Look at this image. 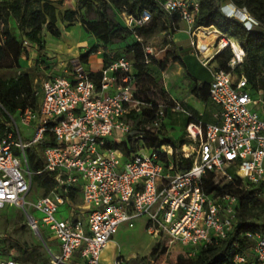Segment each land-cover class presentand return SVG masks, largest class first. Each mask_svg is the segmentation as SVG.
Instances as JSON below:
<instances>
[{
    "label": "built area",
    "instance_id": "2783aa9c",
    "mask_svg": "<svg viewBox=\"0 0 264 264\" xmlns=\"http://www.w3.org/2000/svg\"><path fill=\"white\" fill-rule=\"evenodd\" d=\"M162 8L179 13L190 31L200 29L194 27L196 0H165ZM241 17L248 30L257 25L243 10ZM149 19L147 12L140 19L126 16V27H141ZM136 40L141 42V38ZM226 43L232 54L228 64L232 71L243 62L245 53L237 42ZM192 45L197 48L196 41ZM24 46L29 44L24 41ZM144 50L153 55L150 47ZM197 53L204 55L200 60L203 67L215 56L198 49ZM109 59L111 63L99 70L97 84L84 64H77L67 77L49 76L43 82L37 109L20 113L22 124L28 125L32 119L37 122L30 143L22 141L10 117L9 131L0 134V209H21L34 234L40 231L56 243L50 264H100L102 251L120 227L132 229L138 218L146 219L148 236L163 239L165 246L184 247L188 257L227 239L236 220L238 199L231 193L206 194L202 178L210 174L219 186L237 178L251 184L264 180V87L257 80L234 78L213 69L208 98L217 108L215 122L203 123L170 98L169 109L189 118L186 143L176 150L166 144L155 149L147 146L150 137L161 130L165 113L160 106L142 128L138 127L142 134L134 137L137 150L125 159L107 145L131 135L136 127L128 115L140 113L144 104L135 97L131 62L112 55ZM46 132L54 145L45 146L41 154L44 171L53 176L55 186L47 195L29 201L33 176L25 150L39 143ZM178 157L192 160L189 170L175 171L172 160ZM72 192L78 203L71 198ZM258 197L264 203V189ZM63 205H67V217L57 215ZM244 236L252 244L249 255L235 253L234 244L228 264H264V228L247 231ZM5 238L0 235V264H41L4 257L1 243ZM114 264L125 263L116 258Z\"/></svg>",
    "mask_w": 264,
    "mask_h": 264
},
{
    "label": "trees",
    "instance_id": "16d2710c",
    "mask_svg": "<svg viewBox=\"0 0 264 264\" xmlns=\"http://www.w3.org/2000/svg\"><path fill=\"white\" fill-rule=\"evenodd\" d=\"M164 1L76 0L75 10H64L60 18L62 23H81L84 31L94 37L98 43L79 57L82 63H87L90 55L98 52L99 48L116 46L121 51L104 54L103 68L111 63L109 55H112L113 59L125 58L132 64L133 77L137 84L135 97L141 104H144V107L141 106L140 113L131 112L128 115L136 127L131 135L126 136L119 143H108L107 145L109 148L119 150L125 159H128L130 154L137 150L134 137L142 134V130L138 128L142 119L147 123L160 106L164 108L165 116L169 112V102L159 105L152 99V95H156L157 79L154 77L151 66L159 63H155L153 55H147L144 50L146 47L144 39L155 32H164V37L167 38L179 31L181 17L177 12L164 11L162 8ZM228 1L236 8L249 14L257 25L248 30L244 22L234 16L227 15L222 10L223 0H196L198 9L194 16V27H205L217 31L218 39L237 42L245 53L243 62L231 71L228 64L232 54L227 45L210 61L215 64L214 69L231 73L236 78L245 77L247 80H257L259 86L264 87V0ZM143 12H147L150 19L141 27L128 28L117 20V16L120 14L140 19ZM10 20L15 22L17 32L11 28ZM58 20L56 5L50 0L0 1V71L5 69L18 71L15 76L9 78H4L0 73L1 135L9 131L6 125L11 121L12 115L21 113L27 108L35 111L39 103L30 73L22 70L20 66V60L27 58L28 54L24 41L34 47L38 55L36 63L42 65L44 62L41 61V58L45 54L43 31L59 38L61 34L57 26ZM136 37L141 38V42H138ZM146 59L148 61L145 63ZM159 66L164 65L160 63ZM90 78L97 84L100 73H91ZM190 91L198 100L202 102L208 100V84L193 82ZM159 93L161 96L164 95L162 90ZM185 143L186 140L183 139L173 141L160 139L155 135L150 137L147 146L155 149L166 144L176 150ZM36 145L37 148L28 146L25 154L29 170L34 172L32 179L36 187L43 191V195H47L55 186V181L49 172L44 171V162L39 149L42 151L45 146L54 145L53 137L46 132L43 139ZM172 162L175 171L178 172H185L192 165L191 159L183 160L180 157L173 158ZM39 171L42 173L37 174ZM201 185L209 195L234 193L238 199L236 220L227 239L200 249L193 257L178 255L172 264H228L231 262L234 244L237 246L235 253L249 255L252 244L244 236V233L264 228V203L258 197V193L264 189V180L257 184H251L237 178L231 183L219 186L213 183L209 174L202 178ZM76 195L75 192L70 194L72 199H75ZM42 235L44 236L43 233ZM10 250L18 252L19 256L14 259L19 261L26 263L40 261L36 248L14 243L7 249L2 247L3 255H8ZM165 253L166 246L163 239H160L153 246L149 257L134 260L132 264H154ZM42 262L45 264L46 260H42Z\"/></svg>",
    "mask_w": 264,
    "mask_h": 264
},
{
    "label": "rangeland",
    "instance_id": "374dc122",
    "mask_svg": "<svg viewBox=\"0 0 264 264\" xmlns=\"http://www.w3.org/2000/svg\"><path fill=\"white\" fill-rule=\"evenodd\" d=\"M56 8L58 11V29L60 30V37L56 38L48 34L46 31L44 32V41H45V54L41 58V61L44 63L41 66L37 65L38 56L35 53L34 47H27V58L22 59L23 67L22 70L30 73L34 89L39 98L42 84L45 80L49 78V76H58L59 74H63V66L68 73L72 72L77 64H86L82 63L79 60V57L82 54H85L92 46L98 44L96 39L92 37L90 34L86 33L83 29L81 23L75 22L73 24H69L67 22L62 23L60 21L61 15L66 9L75 10L76 8V0H57L55 1ZM222 10L229 16H234L237 19H241V11L240 9L233 6L228 0H223ZM118 22L121 25L126 27V15L120 14L117 16ZM12 29L17 32L16 24L13 20L9 22ZM135 27V25H132ZM159 27V26H158ZM157 27V28H158ZM205 29V30H200ZM200 31L189 30L188 25L184 23L182 20L179 24V33L176 37L171 35V37H164V32H155L151 36L144 39L145 45L150 47L153 52V59L155 63H159L157 66L163 64L165 68L168 69V73L175 72L178 69L179 64L175 63L174 58L179 57L181 54L177 51L176 46H174L173 39L176 38V45L182 44L184 45L185 50L189 48L192 51L193 56L200 61L204 55L197 53V48L195 45H192V41H196V34L199 32V43L203 46H207V43L211 42L215 48H218L221 41H228L226 39H218L217 33L215 30L210 28L202 27ZM210 30V31H209ZM194 33V35H193ZM211 40V41H210ZM198 43V49L199 44ZM101 53L96 55L91 60L90 69L97 70V68L102 64V59L104 54H113L114 52L121 51L120 48L114 46L112 48H100ZM187 51V50H186ZM183 51V54L186 52ZM182 54V55H183ZM194 58V59H195ZM89 59V58H88ZM185 59V58H183ZM187 62L192 60V64L196 65L195 74L202 75L201 69L195 63L193 59H185ZM184 60V61H185ZM88 62V61H87ZM212 66H215L214 63H210ZM17 70L14 69H5L0 71L1 75L4 78L13 77L17 74ZM64 75V74H63ZM157 79V88L156 95H152V99L159 105L167 104L168 92L174 94L175 97L185 98L188 96L185 93L189 87H192L193 80H162ZM200 83H203L205 80H197ZM164 92V95L161 96L160 91ZM184 91V93H182ZM255 96H257V92H254ZM261 114V112H258ZM262 115V114H261ZM12 118L15 122L16 127L18 128L21 139L24 143H30L37 129V122L35 119L30 121V124L25 125L21 123V114L16 113L12 115ZM184 115L181 113H175L169 119L173 122V124L177 125V127L182 126ZM146 122L142 119L140 123V127L142 128V124ZM174 129H163L162 132H157V136L159 135L160 139H171L175 141L176 139L175 133H173ZM179 141V139H178ZM37 144V143H36ZM36 144H31L30 146L33 148H37ZM137 149V147H136ZM41 152V150L39 149ZM29 169V167H28ZM30 171V170H29ZM32 176H34V172L30 171ZM32 185V191L27 197L29 201H35L37 198L43 195V191L36 187L34 181ZM234 194V193H233ZM235 195V194H234ZM67 206L63 205L59 207V213L57 214L59 217L62 215L63 217H67ZM33 214L34 212L31 211ZM35 215V214H34ZM36 218L39 219V215L36 214ZM27 216L25 212L21 209L6 206L3 209H0V235L6 236L4 241L1 243V247L7 249L12 244L18 243L20 245L26 247L36 248L37 253L39 255L40 261L38 263H43L42 260H46L45 264H50V254L52 252H56V244L51 241V239L47 236H43L46 246L48 248V252L38 237L29 229L27 225ZM146 222L145 218H138L133 222V228L130 229L127 226H121L119 232L113 237V242L109 243L107 247L102 251V255L100 257V264H113L115 256L123 260L125 264H132L134 260H140L143 257H149L150 252L153 246L156 244V240L148 237L142 230L144 224ZM44 234V233H43ZM178 255L187 256L186 249L181 247L180 245H170L166 246V253L159 257L158 260L154 262V264H172ZM4 256V255H3ZM19 256L18 252L15 250H10L8 255L4 257H12L17 258ZM189 258V257H188ZM67 264H79L77 262L69 261Z\"/></svg>",
    "mask_w": 264,
    "mask_h": 264
},
{
    "label": "crops",
    "instance_id": "0c3cea01",
    "mask_svg": "<svg viewBox=\"0 0 264 264\" xmlns=\"http://www.w3.org/2000/svg\"><path fill=\"white\" fill-rule=\"evenodd\" d=\"M2 1V0H0ZM52 2H54L55 4V1L57 0H50ZM56 5V4H55ZM67 10V9H66ZM71 10V9H70ZM44 32L45 30L43 31V39H44ZM179 33H181V31H178L177 33L174 34V37H176ZM177 39L174 38L173 39V43H174V46H176L177 48V51L181 54L179 57H177L178 59L175 61V63L179 64L178 66V69L175 71V72H172V73H168V69L163 67V66H157V65H152L151 68L153 69V74H154V77H158V79H162V80H193V82H196L197 84H208L209 86V83L211 82L212 80V77H211V71L214 69V66H212L210 63H209V66L208 67H203L200 63V61H198L192 54V51L189 50V48H187L185 50L184 48V45L182 44H178L176 45ZM211 41V40H210ZM211 42H209V47H208V44H207V49L209 51L208 54L206 55H216L218 52L220 51H217V48H215L213 46V44H210ZM33 47V46H31ZM183 51H186L184 54H183ZM36 53V51H35ZM101 53V50L99 48L98 52H96V55L100 54ZM37 54V53H36ZM183 54V55H182ZM38 56V55H37ZM95 57V54H92L90 55L89 59H88V62H87V65L85 64V67L86 69L90 72V73H97L99 72V70L101 68H103V63L100 64V66L97 68V70H93L92 68L90 69V65H91V60L92 58ZM189 58V59H193L195 60V63L197 64V66H199V68L201 69V73L202 75H196L195 74V67L196 65L193 63L192 64V60H189L188 62L185 60V59ZM195 58V59H194ZM24 59V58H22ZM21 59V60H22ZM20 60V66L23 67V64H22V61ZM185 60V61H184ZM38 66H41L37 63ZM63 68V71L62 73L64 74H59L58 76H61V77H67L68 75V72L66 71L65 69V66L62 67ZM234 78H236L235 76H233ZM197 80H205L203 83H200L199 81ZM184 93V91L182 92ZM188 94V96H186L185 98H180L179 96L178 97H175L174 94H171L170 92H168V98H173L179 102L182 103V105L188 110V112H190L191 114H193L194 116L196 117H199L200 120L205 123V124H213L215 122V118H214V114L217 112V108L216 106H214L209 98L206 102H202L200 100H198L190 91V87H189V84H188V89L187 91L185 92ZM168 99V100H169ZM169 112L167 113V115L164 117L163 119V122H162V126H161V130L159 132H162V130L165 128V129H174L175 131L173 133H175V138L176 139L175 141H178L183 139L185 140L184 138V135H185V127L187 125V123L189 122V118L187 116L184 115L185 118H183V122H182V126L181 128L180 127H177V125L173 124V122L171 121V119H169L171 116H173L175 113H178V112H173L171 111L170 109L168 110ZM183 115V114H182ZM159 137V135H158ZM180 148V147H179ZM178 148V149H179ZM28 163V162H27ZM33 181V179H32ZM43 196V195H42ZM76 199V200H75ZM74 201L75 203H78L79 200L77 198V196L75 197ZM67 206V205H66ZM143 232L145 233L144 231V226L142 228ZM119 232V230H118ZM117 232V233H118ZM146 234V233H145ZM147 235V234H146ZM148 236V235H147ZM150 237V236H148ZM151 238V237H150ZM153 239V238H152ZM154 240V239H153ZM114 240L112 239L111 242H113ZM109 242V243H111ZM157 242V241H156ZM55 243V242H53ZM108 243V244H109ZM56 244V243H55ZM107 244V245H108ZM106 245V247H107ZM105 247V248H106ZM102 255V253H101ZM117 258V256H115V259ZM114 259V261H115ZM114 261H113V264H114Z\"/></svg>",
    "mask_w": 264,
    "mask_h": 264
},
{
    "label": "bare ground",
    "instance_id": "6f19581e",
    "mask_svg": "<svg viewBox=\"0 0 264 264\" xmlns=\"http://www.w3.org/2000/svg\"><path fill=\"white\" fill-rule=\"evenodd\" d=\"M200 30H205V29H200ZM200 30H198V31H200ZM216 33H217V37L216 38H218L219 37V33L217 32V31H215ZM198 34H199V32L196 34V43H197V49H198V43H199V36H198ZM200 44V43H199ZM208 44V47H209V43H207ZM227 46V43H226V41H221V43H220V45H219V49H218V51H222L225 47ZM200 52H202V54H208L209 53V51H208V49H207V47L206 46H203L202 44H200L199 45V49H198Z\"/></svg>",
    "mask_w": 264,
    "mask_h": 264
},
{
    "label": "water",
    "instance_id": "95a60500",
    "mask_svg": "<svg viewBox=\"0 0 264 264\" xmlns=\"http://www.w3.org/2000/svg\"><path fill=\"white\" fill-rule=\"evenodd\" d=\"M35 235L38 237V239L41 241V243L44 245V247H45L46 250L48 251V248H47V246H46V242H45V240H44L42 234L40 233V231H37V232L35 233ZM48 252H49V251H48ZM49 253H50V252H49ZM50 255H51V254H50Z\"/></svg>",
    "mask_w": 264,
    "mask_h": 264
}]
</instances>
